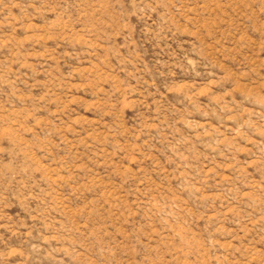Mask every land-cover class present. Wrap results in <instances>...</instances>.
Masks as SVG:
<instances>
[{
    "label": "rangeland",
    "instance_id": "rangeland-1",
    "mask_svg": "<svg viewBox=\"0 0 264 264\" xmlns=\"http://www.w3.org/2000/svg\"><path fill=\"white\" fill-rule=\"evenodd\" d=\"M0 264H264V0H0Z\"/></svg>",
    "mask_w": 264,
    "mask_h": 264
}]
</instances>
